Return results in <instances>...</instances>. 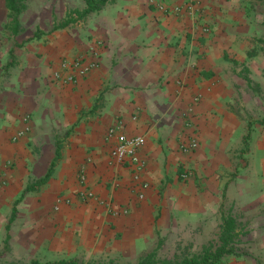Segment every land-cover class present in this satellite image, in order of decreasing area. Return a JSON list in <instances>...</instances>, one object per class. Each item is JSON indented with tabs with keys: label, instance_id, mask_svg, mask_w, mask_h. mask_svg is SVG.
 Listing matches in <instances>:
<instances>
[{
	"label": "crops",
	"instance_id": "1",
	"mask_svg": "<svg viewBox=\"0 0 264 264\" xmlns=\"http://www.w3.org/2000/svg\"><path fill=\"white\" fill-rule=\"evenodd\" d=\"M75 1L70 7H85ZM25 11L14 31L0 0V208L8 209L7 228L16 216L27 231L33 223L28 244L73 258L55 262L137 264L167 233L202 230L171 216L216 215L225 200L230 207L214 231L224 217L248 218L236 222V232L252 235L234 247L254 252L227 256L226 264H264V98L249 105L251 85L264 89V0H114L83 28L67 13L42 34L22 31ZM91 53L99 62L87 76L52 80L61 58ZM116 122L143 139L145 188L127 163L110 157L107 130ZM191 139L198 147L185 154L181 145ZM202 186L210 192L204 207Z\"/></svg>",
	"mask_w": 264,
	"mask_h": 264
},
{
	"label": "rangeland",
	"instance_id": "2",
	"mask_svg": "<svg viewBox=\"0 0 264 264\" xmlns=\"http://www.w3.org/2000/svg\"><path fill=\"white\" fill-rule=\"evenodd\" d=\"M71 0H28L26 3V11L21 17V23L23 26L22 31L27 32L28 34H42L46 32H50L54 29L55 26H57L61 21L64 19L65 15L67 13H70V16L75 20V22H79V24L82 23V28L84 26V20L88 16H85L81 19L77 18V15L74 13L76 11L82 12L85 7H70L69 2ZM83 0H76V4L81 5ZM97 1V0H95ZM161 10V9H160ZM73 12V13H72ZM165 12V11H162ZM50 15L55 20L54 23L49 21ZM78 24V26H79ZM78 27V28H81ZM17 44V43H16ZM256 76L259 74L258 72L254 73ZM244 77L247 76V72L243 74ZM254 75V76H255ZM261 75V74H260ZM255 76V77H256ZM252 81V80H251ZM251 93L249 97V105L251 109L257 108L255 101L258 99L264 98V89L261 90L258 86L255 84L251 85ZM200 191L202 193V199L201 204L204 207V205L208 204V198H209V188L202 186L199 187ZM207 196L204 197V195ZM217 197V195H216ZM215 205V202H213V207ZM218 209V213L216 215H209L206 214L204 216H175L170 217V220H175L179 224H199L202 230L196 231H179V232H172L167 233V236L164 237L161 242L157 245L156 249L153 251H156V258L161 261H165L168 264H177L183 259L186 258H192L199 254H201L202 250L204 248H216L217 246V240H218V222L220 219V215L226 216L227 210L230 207V203L223 201V203L220 204V201L218 200L216 205ZM207 207V206H206ZM233 206L231 208V212L233 211ZM228 211V212H230ZM221 212V213H220ZM235 220L240 225L244 222H247L248 218L243 216H235ZM10 218L8 209L0 208V264H31V262L36 261L39 264H53L55 263L54 260H57L56 258L62 259H68L72 260L73 258L69 257H53L50 256L49 253H47V250L45 248H36L32 244H28L27 240H31L34 237L33 229L34 227L33 223L30 225V230L27 231V228H25L26 222L17 217L14 220V222L10 225V229L7 228V221ZM263 218H260V222H262ZM217 220V222H216ZM250 220H253L251 218ZM248 223V222H247ZM217 227L216 231H214ZM205 228V230H204ZM213 229L212 231L209 230ZM29 229V228H28ZM241 234L238 236L237 241H247L248 238H250L252 233L246 232V233H239ZM261 239H264V232L260 233ZM258 237V236H257ZM258 239V238H255ZM9 242V245L8 243ZM200 244H203V246H200ZM205 244V245H204ZM238 246L235 248V254H239L244 256V254L252 255L254 252H252L251 246ZM249 252H252L251 254ZM151 253V251L149 252ZM148 253V254H149ZM146 256V255H145ZM144 257V256H143ZM142 257V258H143ZM141 258V259H142ZM80 259H84L81 257ZM139 259V261L141 260ZM78 260V259H77ZM78 264H119L114 263L111 260L102 259L101 262H97L93 258H88L87 262H82ZM127 264H134L133 262H129ZM138 264V263H137Z\"/></svg>",
	"mask_w": 264,
	"mask_h": 264
},
{
	"label": "built area",
	"instance_id": "3",
	"mask_svg": "<svg viewBox=\"0 0 264 264\" xmlns=\"http://www.w3.org/2000/svg\"><path fill=\"white\" fill-rule=\"evenodd\" d=\"M98 54L91 53L89 56H79L75 58H61L57 63L56 69L52 73V80L59 84L74 83L77 78L87 76L90 72L98 67ZM22 136V133L17 135ZM107 136L114 139V144L110 151V157L113 161L123 164L127 163L134 175V181L137 182L141 188L146 185L141 183V176L144 171V163L139 156L144 142L142 137L128 136L122 130V125L119 122L113 124L107 130ZM198 143L195 139L189 140L187 143L181 145L183 153L188 154L196 150ZM190 174L188 172L181 174V179H188ZM81 183L84 182V175L80 176ZM84 196L92 197V193L85 192ZM142 194L139 198H142ZM124 213V211H123Z\"/></svg>",
	"mask_w": 264,
	"mask_h": 264
},
{
	"label": "trees",
	"instance_id": "4",
	"mask_svg": "<svg viewBox=\"0 0 264 264\" xmlns=\"http://www.w3.org/2000/svg\"><path fill=\"white\" fill-rule=\"evenodd\" d=\"M5 7L10 15V24L13 27V30L16 31L19 28V17L26 9L25 3L27 0H4ZM108 1L114 0H85V9L82 12H74L77 15L78 19H81L96 10H99L105 3ZM71 20H68L66 23H63L59 28L63 29L70 23ZM58 28V27H57ZM52 167V166H51ZM51 173L49 169L47 175L36 182V185L43 184L47 181ZM28 190V189H27ZM18 202V201H17ZM15 210L12 212L10 221L14 218ZM239 233L236 232V221L231 217H224L222 219V225L218 234L217 246L216 248H204L201 254L192 257L186 258L180 261L177 264H226L227 256L236 255L235 254V245L238 243L237 238ZM31 264H39L36 261L31 262ZM53 264H77L74 261H59ZM138 264H168L165 261L158 260L156 258V251L144 256Z\"/></svg>",
	"mask_w": 264,
	"mask_h": 264
}]
</instances>
